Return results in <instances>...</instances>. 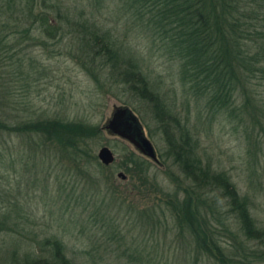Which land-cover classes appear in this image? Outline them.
Wrapping results in <instances>:
<instances>
[{
	"label": "rangeland",
	"instance_id": "374dc122",
	"mask_svg": "<svg viewBox=\"0 0 264 264\" xmlns=\"http://www.w3.org/2000/svg\"><path fill=\"white\" fill-rule=\"evenodd\" d=\"M124 5L98 0L85 14L110 28L123 49L135 50L154 90L182 124L188 122L202 162L223 169L248 193L250 213L264 228V127L226 112L210 121L202 100L182 86L178 63L136 27ZM9 19L23 20L18 27L30 24L15 10ZM32 29L29 35L0 29V123L16 129L0 126V264H15L27 252L46 255L47 237H58L68 255L86 264H264V240L245 235L219 190L197 191L185 205L193 185L170 156L162 124L109 60L87 58L81 34L60 31L51 38ZM123 106L137 115L158 163L104 129L114 108ZM45 116L98 127L86 146L96 160L73 161L59 142L44 144L41 135L19 131L23 122ZM104 145L115 154L109 166L97 158ZM131 159L141 162L137 174L127 171Z\"/></svg>",
	"mask_w": 264,
	"mask_h": 264
},
{
	"label": "trees",
	"instance_id": "16d2710c",
	"mask_svg": "<svg viewBox=\"0 0 264 264\" xmlns=\"http://www.w3.org/2000/svg\"><path fill=\"white\" fill-rule=\"evenodd\" d=\"M122 2L126 7L125 13L129 15L127 17L139 23L136 27L147 32L151 40L165 50L169 59L178 63L182 86L194 99L202 100L210 121L226 112L228 117L234 116L240 122L248 119L253 128L263 129L261 117H264V108L259 102L262 99L260 90L264 89V0ZM93 5L97 6L98 0L96 4L91 0L79 4L78 0H0V29L12 27L15 29L12 32L18 30L29 35L35 27L51 38L60 31L81 34L79 43L84 42L86 57L105 56L128 90L151 105L155 118L162 124L170 156L193 185L191 197L187 195L185 205L192 204L193 194L197 191L202 195L207 189L219 190L237 214L245 235L264 240V228L256 225L250 213L252 198L248 193H240L223 169L216 170L210 161L202 162L196 149L197 140L190 133L188 122L182 124L154 90L135 50L130 46L123 49L111 35L110 28L103 27L91 19L90 14H85ZM12 10L18 11L25 20L29 19L30 24L18 27L23 20L12 23L9 19ZM91 14L93 16V12ZM0 44L5 45L3 36ZM22 124L19 131L41 135L44 144L56 145L59 142L63 155L70 156L73 161L77 159L90 164V158L96 160L86 146L88 139L99 133L98 127L83 121L47 116ZM0 126L8 131L16 130L12 129L14 125L6 122L1 121ZM252 131L245 134L248 142L253 140L256 144ZM130 161L131 167L128 165L127 171L139 173L141 162ZM202 202L206 203V199ZM190 218L188 215L186 220ZM43 242L48 248L46 255L27 252L14 263L86 264L77 260L75 255H68L58 237H47Z\"/></svg>",
	"mask_w": 264,
	"mask_h": 264
},
{
	"label": "water",
	"instance_id": "95a60500",
	"mask_svg": "<svg viewBox=\"0 0 264 264\" xmlns=\"http://www.w3.org/2000/svg\"><path fill=\"white\" fill-rule=\"evenodd\" d=\"M104 129L132 144L142 155L154 162H159L153 143L146 136L140 120L130 108L126 106L114 108ZM97 158L103 165L109 166L114 163L115 154L108 146L104 145L98 149ZM117 177L124 180L126 175L120 171L117 173Z\"/></svg>",
	"mask_w": 264,
	"mask_h": 264
}]
</instances>
